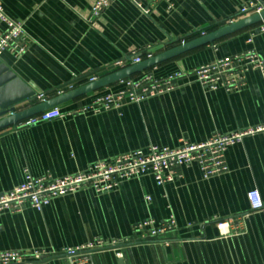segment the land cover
<instances>
[{"label":"crops","instance_id":"obj_1","mask_svg":"<svg viewBox=\"0 0 264 264\" xmlns=\"http://www.w3.org/2000/svg\"><path fill=\"white\" fill-rule=\"evenodd\" d=\"M1 1L9 18L24 23L32 45L21 58L7 52L0 59L48 101L68 91L75 77L100 79L134 53L160 54L224 27L250 0H139L149 17L129 0H115L97 20L91 17L97 0ZM262 25L128 79L149 74L161 81L249 52L264 61ZM5 30L0 22V35ZM245 63L236 64L233 78L241 83L230 92L206 90L189 75L172 92L140 104L124 101L119 110L82 112L96 96L124 90L118 82L59 106L63 118L1 131L0 195L23 184L26 171L35 178H63L150 146L174 149L205 143L215 133L260 130L228 148L227 172L209 180L197 166L177 168L182 177L165 187L148 175L110 194L87 188L55 198L42 211L26 205L19 213L3 212L0 253L44 254L26 264H71L62 254L66 249L97 239L129 240L118 249L95 251L93 264H264V210L253 212L248 198L257 190L264 202V76ZM37 97L17 111L39 104ZM171 215L178 226L174 234L135 241L136 224H161Z\"/></svg>","mask_w":264,"mask_h":264},{"label":"built area","instance_id":"obj_2","mask_svg":"<svg viewBox=\"0 0 264 264\" xmlns=\"http://www.w3.org/2000/svg\"><path fill=\"white\" fill-rule=\"evenodd\" d=\"M114 1L97 0L91 12L92 20L99 19ZM129 1L144 16H150L151 11L144 2L139 0ZM263 11L264 3L258 0H250L240 10L237 20L229 24L252 15L261 14ZM0 22L6 26L5 32L0 35V58L7 52L15 58L23 57L30 49L32 40L25 30L24 23L13 21L7 16L1 0ZM261 32L264 33V23L261 26ZM153 56L150 49L145 52L134 53L132 56L115 63L111 71L141 64L144 60L151 59ZM244 62H247L245 63L246 66H252L253 69L260 70L264 76V61L253 52H249L230 60H218L213 64L202 66L189 73H178L161 81L155 80L149 74H143L137 79L123 80L121 83L125 86L124 90L116 94L106 93L96 96L91 105L83 109L82 112L99 114L103 111L119 110L124 101L140 104L150 96L172 92L179 86V79L189 75H193L196 81L206 90L217 91L222 88L230 92L240 86L241 79L235 80L233 77L235 71H237L235 68L236 64L241 65ZM97 80V77H92L89 80L75 77V84H71L68 91L60 92L59 96ZM37 99L39 103L47 101L44 95L38 96ZM63 117L62 110L56 107L20 123L17 127H31ZM258 131L260 130L226 135L215 133L205 143H184L174 149L150 146L147 152L137 151L111 161H100L90 166L85 172L63 178H55L50 174L35 178L29 171H26L23 184L6 194L0 195V214L3 212L19 213L26 205L37 211H42L55 198L75 194L87 188L93 190L98 196L110 194L118 190L123 182L148 175L153 176L158 187H165L167 184L182 177L174 172L177 168L197 166L202 172L203 178L209 180L227 172L225 156L228 148L241 143L245 137ZM248 198L253 212L264 210V202L259 191H251L248 194ZM147 199L149 200L150 198ZM222 226L223 224H220V227ZM177 228V222L173 215L161 224L156 223L153 219H148L135 225L134 232L137 235L135 241L142 243L156 240L167 234H174ZM130 242L132 241L106 243L97 239L86 246L66 249L62 254L71 264H93L92 256L95 251L118 249L120 245ZM117 251L119 250H115V252ZM43 255L37 252L33 254L4 252L0 253V264H26L28 261L41 260ZM117 256L121 257L120 251Z\"/></svg>","mask_w":264,"mask_h":264},{"label":"water","instance_id":"obj_3","mask_svg":"<svg viewBox=\"0 0 264 264\" xmlns=\"http://www.w3.org/2000/svg\"><path fill=\"white\" fill-rule=\"evenodd\" d=\"M262 23H264V11L261 14L249 16L209 32L199 38L182 43L170 50L156 54L151 59L144 60L141 64L113 71L111 74L93 83L78 87L71 92L36 104L22 111L17 110L23 104L34 100L37 94L33 88L18 78L9 66L0 59V132L8 128L16 127L20 123L53 108L101 91L118 82L151 70L160 64L176 59L199 48L212 45L224 38L233 36Z\"/></svg>","mask_w":264,"mask_h":264}]
</instances>
